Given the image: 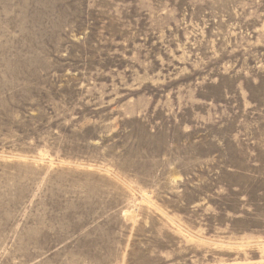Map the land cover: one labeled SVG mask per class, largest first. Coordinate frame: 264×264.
I'll use <instances>...</instances> for the list:
<instances>
[{"label":"rangeland","instance_id":"rangeland-1","mask_svg":"<svg viewBox=\"0 0 264 264\" xmlns=\"http://www.w3.org/2000/svg\"><path fill=\"white\" fill-rule=\"evenodd\" d=\"M0 264H264V0H0Z\"/></svg>","mask_w":264,"mask_h":264}]
</instances>
